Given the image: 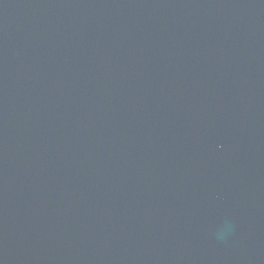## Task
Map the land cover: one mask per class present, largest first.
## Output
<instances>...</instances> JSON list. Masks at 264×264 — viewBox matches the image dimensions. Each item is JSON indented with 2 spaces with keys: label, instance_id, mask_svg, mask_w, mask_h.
Listing matches in <instances>:
<instances>
[{
  "label": "water",
  "instance_id": "1",
  "mask_svg": "<svg viewBox=\"0 0 264 264\" xmlns=\"http://www.w3.org/2000/svg\"><path fill=\"white\" fill-rule=\"evenodd\" d=\"M0 264H264V0H0Z\"/></svg>",
  "mask_w": 264,
  "mask_h": 264
}]
</instances>
